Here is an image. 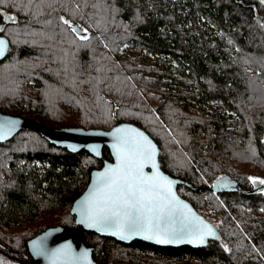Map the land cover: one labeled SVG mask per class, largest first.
<instances>
[{
    "label": "trees",
    "instance_id": "trees-1",
    "mask_svg": "<svg viewBox=\"0 0 264 264\" xmlns=\"http://www.w3.org/2000/svg\"><path fill=\"white\" fill-rule=\"evenodd\" d=\"M0 33L1 111L57 127L141 126L184 180L179 193L218 228L200 247L85 231L96 260L264 264V185L249 179H264L261 0H0ZM108 159V146L73 150L35 128L0 141L3 247L37 264L28 240L74 227L73 202Z\"/></svg>",
    "mask_w": 264,
    "mask_h": 264
},
{
    "label": "snow or ice",
    "instance_id": "snow-or-ice-1",
    "mask_svg": "<svg viewBox=\"0 0 264 264\" xmlns=\"http://www.w3.org/2000/svg\"><path fill=\"white\" fill-rule=\"evenodd\" d=\"M5 46L0 40V55ZM4 134L0 129V137ZM113 135L117 137V144L113 145L117 164L97 174V187L84 201L82 222L121 239L142 236L159 244L179 243L187 237V242L202 245L205 237L213 236V230L203 221L193 224L189 219L184 211L188 206L176 197L173 182L157 168L151 141L130 128H117ZM148 165L155 170L151 175L144 172ZM249 179L253 184L264 185V179Z\"/></svg>",
    "mask_w": 264,
    "mask_h": 264
},
{
    "label": "water",
    "instance_id": "water-1",
    "mask_svg": "<svg viewBox=\"0 0 264 264\" xmlns=\"http://www.w3.org/2000/svg\"><path fill=\"white\" fill-rule=\"evenodd\" d=\"M2 16L7 22L12 21V14L7 12L6 10L2 12ZM0 40H3L6 45L3 54L0 55V59H2L7 54L9 47V38L6 35L0 33ZM25 128H35L43 135L48 137L51 141L73 150L86 148L92 153L101 155L104 146H108L112 155V159L106 160L101 167L92 170L88 185L86 186L82 194L78 196L73 202L71 211L76 218L74 227L70 228L62 224L50 226L28 240V250L32 256V259L37 264H106L94 258V246L87 245L84 241L85 231H94L100 235L113 237L125 243H130L136 239H141L161 246L191 245L194 247L204 246L210 238L218 235V228L216 227V225L208 218H206L204 214L200 213V211L190 200L183 197L179 193L178 184L180 182H184V180L179 177L172 176L162 168L159 158V144L152 137V135H150V133L141 126L133 122H120L110 129H87L80 126L57 127L43 124L33 117L14 115L5 113L0 110V129H2L6 133L2 137H0V141H6L10 139L18 131ZM117 128L135 129L138 132H142L148 138V140L151 141L156 151L155 162L157 164V168L163 176H166L173 182L172 189L176 197L182 202V204L188 206V208L184 211L189 214V219L192 220L193 224H197L198 220L203 221L213 230L214 235L205 237L204 244L196 245L189 243L187 242V237L181 238V242L179 243L170 244H159L154 240L144 239L142 236H132L130 239H121L119 236L114 235L111 232L99 231L95 227H89L88 223L82 222L84 220L83 213L86 209L84 201L87 199L89 194L92 193V191L97 187V174L104 172L108 166H115L117 164L116 149L113 147V145L117 144V137L113 135ZM154 171L155 170L151 167V165H148L144 168V172L148 175L153 174ZM226 186L227 184L225 182L219 181L213 185V189L218 190L219 188H225ZM65 246L70 247L66 248ZM4 250L15 258H17L18 256L22 257L23 261H27L29 259L23 257L19 252H15L7 248H5ZM84 253H87V255L84 256Z\"/></svg>",
    "mask_w": 264,
    "mask_h": 264
},
{
    "label": "rangeland",
    "instance_id": "rangeland-1",
    "mask_svg": "<svg viewBox=\"0 0 264 264\" xmlns=\"http://www.w3.org/2000/svg\"><path fill=\"white\" fill-rule=\"evenodd\" d=\"M81 33L86 34V31L80 30ZM126 53H129L130 50L128 48H124ZM216 103L212 102V104L209 105V107L211 109L216 107ZM260 180V179H259ZM5 248L3 247V245L0 243V264H17L15 261H13L10 257H8L7 255L11 256L10 254H8L5 250ZM7 254V255H5Z\"/></svg>",
    "mask_w": 264,
    "mask_h": 264
},
{
    "label": "flooded vegetation",
    "instance_id": "flooded-vegetation-1",
    "mask_svg": "<svg viewBox=\"0 0 264 264\" xmlns=\"http://www.w3.org/2000/svg\"><path fill=\"white\" fill-rule=\"evenodd\" d=\"M5 255H7V254H5ZM8 257H10L13 261H15L17 264H24V261H23V259H22V257H17V258H15V257H13L12 255L11 256H9V255H7Z\"/></svg>",
    "mask_w": 264,
    "mask_h": 264
}]
</instances>
